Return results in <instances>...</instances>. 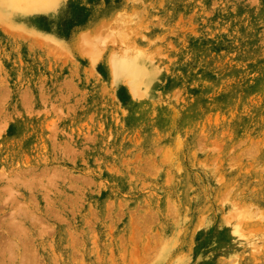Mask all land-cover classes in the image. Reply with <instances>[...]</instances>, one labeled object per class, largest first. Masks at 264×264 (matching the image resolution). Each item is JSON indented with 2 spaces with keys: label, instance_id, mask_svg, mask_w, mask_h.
I'll use <instances>...</instances> for the list:
<instances>
[{
  "label": "rangeland",
  "instance_id": "374dc122",
  "mask_svg": "<svg viewBox=\"0 0 264 264\" xmlns=\"http://www.w3.org/2000/svg\"><path fill=\"white\" fill-rule=\"evenodd\" d=\"M0 264H264V0H0Z\"/></svg>",
  "mask_w": 264,
  "mask_h": 264
},
{
  "label": "bare ground",
  "instance_id": "6f19581e",
  "mask_svg": "<svg viewBox=\"0 0 264 264\" xmlns=\"http://www.w3.org/2000/svg\"><path fill=\"white\" fill-rule=\"evenodd\" d=\"M31 1H32V0H31ZM33 1H34V0H33ZM33 3H34V2H33ZM33 3H32V4H33Z\"/></svg>",
  "mask_w": 264,
  "mask_h": 264
}]
</instances>
